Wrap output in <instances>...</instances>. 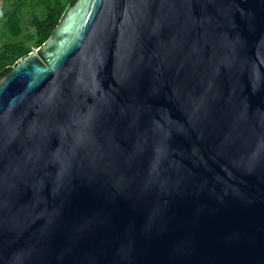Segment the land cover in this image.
Listing matches in <instances>:
<instances>
[{
	"label": "water",
	"instance_id": "obj_1",
	"mask_svg": "<svg viewBox=\"0 0 264 264\" xmlns=\"http://www.w3.org/2000/svg\"><path fill=\"white\" fill-rule=\"evenodd\" d=\"M0 264H264V0H75L0 78Z\"/></svg>",
	"mask_w": 264,
	"mask_h": 264
},
{
	"label": "trees",
	"instance_id": "obj_2",
	"mask_svg": "<svg viewBox=\"0 0 264 264\" xmlns=\"http://www.w3.org/2000/svg\"><path fill=\"white\" fill-rule=\"evenodd\" d=\"M0 12L2 36L0 43V78L16 62L41 46L51 35L68 4L75 0H2Z\"/></svg>",
	"mask_w": 264,
	"mask_h": 264
},
{
	"label": "rangeland",
	"instance_id": "obj_3",
	"mask_svg": "<svg viewBox=\"0 0 264 264\" xmlns=\"http://www.w3.org/2000/svg\"><path fill=\"white\" fill-rule=\"evenodd\" d=\"M4 2L2 1V0H0V12H2V11H4ZM1 20V19H0ZM2 27H1V21H0V43L3 41V40H5V39H7V37H3L2 36Z\"/></svg>",
	"mask_w": 264,
	"mask_h": 264
}]
</instances>
